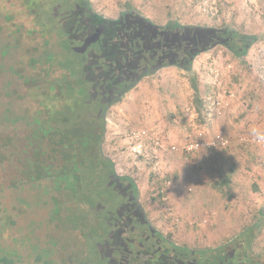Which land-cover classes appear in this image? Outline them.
I'll return each instance as SVG.
<instances>
[{
  "label": "rangeland",
  "instance_id": "374dc122",
  "mask_svg": "<svg viewBox=\"0 0 264 264\" xmlns=\"http://www.w3.org/2000/svg\"><path fill=\"white\" fill-rule=\"evenodd\" d=\"M90 1L106 17L117 18L127 2L158 25L174 21L184 26L214 28L235 23L258 38L244 59L235 58L219 46L200 53L194 60L193 69L199 76L204 101L202 114L196 110L195 92L182 70L166 67L145 76L109 112L102 146L104 155L116 164L119 175L136 179L141 200L159 228L176 232V240L190 245L217 246L232 239L264 212V0ZM3 9L11 8L3 5ZM13 17L16 19L7 21L5 14H0V45L4 50L0 58V264H16L17 260L27 263L29 259H38L40 264H61L55 257L60 233L57 239L46 236L53 231L46 225L50 207L32 202L36 197L49 201L48 196L55 195L51 191L54 185L25 184L14 172L28 165L26 150L32 153L37 144L48 150L51 144L46 145L49 138L32 144L35 142L30 132L41 123L49 128L48 117L67 107L66 100L71 105L75 101L67 91L71 84L60 89L61 71L49 72V79L42 72H46V61L51 57L50 36L34 26L32 18L24 12L19 10ZM78 59L77 54L72 55L65 64L72 69V63ZM33 60L37 63L33 64ZM35 81L53 86L52 91H39L31 99L25 98L28 94L25 84ZM44 94L58 101H45ZM46 106L49 108L45 109ZM127 122L133 124L128 126ZM199 135L206 140L226 138L229 145L213 151L169 153L172 145L183 148ZM140 144L144 146L140 148ZM44 158L49 160L51 171L56 168L53 165L61 163L58 153ZM102 169L84 177L79 199L84 197L89 202V197L95 196L93 204L87 203L86 207H94L101 200L107 209L122 203L112 188L94 190L91 185L87 190L88 181L104 184L107 179L104 173L111 168ZM228 174L231 180L226 178ZM67 176L70 179L73 173L67 171ZM222 179L230 180V188L220 191L217 183ZM158 183L167 188L162 197L164 207L148 201L159 194ZM78 232L71 234L85 240L90 264L102 260L96 248L98 238L87 243V237ZM64 243L61 241V248H65ZM256 245L264 250V228ZM19 255L22 258L15 257Z\"/></svg>",
  "mask_w": 264,
  "mask_h": 264
},
{
  "label": "trees",
  "instance_id": "16d2710c",
  "mask_svg": "<svg viewBox=\"0 0 264 264\" xmlns=\"http://www.w3.org/2000/svg\"><path fill=\"white\" fill-rule=\"evenodd\" d=\"M3 5H9L11 9H3ZM123 7L117 18H112L97 12L90 0H0V14H5L7 21L15 20L14 13L18 14L20 10L32 18L34 26L42 33L50 36L48 46L51 57L46 61V72L42 71L47 79L50 76L49 72L61 71V79L58 78L60 89L63 87L66 89V86L71 84L67 91L74 99V104L71 105V102L67 103L66 100L67 107L64 106L61 112L58 111V115L48 117L49 130L45 129L42 123L37 129L46 132L43 137L49 138L46 145L51 143L49 148L54 153L62 151L66 163H69V160L74 161L76 156L72 158L71 155L80 152L87 154V158H82L80 164L87 163L85 164L87 167L93 166L90 169H85L86 166L83 169L75 167L72 173L76 175L70 179L67 178L65 170L54 177L50 175L49 169L42 166L48 163L39 159V155L43 153H36L38 165L36 172L39 173L36 178L29 179L30 181L25 184L33 181L49 182L54 185L51 186V191L55 195L48 196L49 201L47 199L42 201L41 197H36L32 202L34 205L44 207L48 204L50 210L47 220L55 219V224L58 223L57 219L63 208L72 206L73 203L96 212L115 213L128 210L146 216L136 179L128 175L118 177L115 171L116 164L103 153L102 146L107 131L105 118H108L112 108L121 103L145 76L156 74L166 67H177L189 79L195 92L196 110L202 114L204 101L201 97L199 76L193 69L197 56L221 46L235 58L244 59L258 41L257 37L248 34L235 23L214 28L184 26L174 21L158 25L131 4L126 2ZM3 51L0 45V58L4 55ZM76 54L79 59L72 63V70L65 62H70V57ZM35 62L37 63V60L32 61L33 64ZM42 83L35 81L25 84L28 88V99L36 92L52 91L53 86ZM72 91L76 92L71 93ZM45 96L46 98L49 96L45 101H58V98L49 94ZM47 108L49 107L46 106L45 109ZM84 109L87 110V114ZM81 118L82 121L79 120ZM199 140V137H195L194 141ZM38 148L43 147L39 144ZM69 154L70 159L67 160ZM104 166L111 168L109 172L104 173V178H107L104 184H98L96 180L88 181L87 190L91 189V185L94 190L114 188L122 195L121 198H124L123 205L121 203L118 207V204H115L111 209H107L101 202L94 207H86L87 203L93 204L95 196L89 197V202L84 201V197L79 199V192L84 190V177L103 170ZM90 172L92 173L89 174ZM229 174L226 178L231 180ZM229 179H222L217 183L220 191L225 187L230 188ZM157 188L159 192L157 197H150L148 201L164 207L166 205L162 197L167 188L160 183ZM139 214H136L137 220L134 225L137 227L141 226L138 224ZM253 219V222L245 225L232 239L217 246L181 243L175 239L176 232L158 234L150 222H146V226L153 230L150 235L152 237L130 242L127 241L125 228L122 229L123 226H120L117 231L121 237L110 254L131 264L134 261H141V264H264V250L256 245L264 228V212ZM114 234L115 232L107 240L104 254L113 247L112 239L116 236Z\"/></svg>",
  "mask_w": 264,
  "mask_h": 264
},
{
  "label": "flooded vegetation",
  "instance_id": "af4514ba",
  "mask_svg": "<svg viewBox=\"0 0 264 264\" xmlns=\"http://www.w3.org/2000/svg\"><path fill=\"white\" fill-rule=\"evenodd\" d=\"M28 94L26 93L24 97L26 98ZM9 104H13L12 102H9ZM105 121L107 122V118H105ZM39 127V126H38ZM37 127V128H38ZM48 129L49 128H45ZM20 131V128H19ZM22 132L19 134L21 135ZM18 134V131H17ZM31 138H33V141L35 143L32 144H37L38 140L43 139V137L46 135V132H42L41 129H34V131L30 132ZM71 136V135H69ZM37 138V139H35ZM39 144L34 146L32 153H29V149L27 151V155L29 156L27 159L28 165L22 166L21 169L22 171L17 169L14 173H17L19 178L22 179V181L29 182L33 180L32 178H36L39 172H36V153L39 152L38 147ZM57 150V149H56ZM20 152L23 153V148L20 149ZM52 149L48 148L47 149H42V155L40 156L42 161L46 160L48 163L42 164V166L46 167L47 169L50 170V164L49 160L47 158H44V156H47V154H52ZM60 158H61V163L57 164L56 166L53 165L52 171L50 172L51 176L56 177L62 170L71 171L76 168L78 169H83V166L80 164L81 159H86L87 154H73L71 155L72 158L76 156V159L74 161L69 160L70 159V154L69 157L66 159L69 160V163H65L63 160L64 158L62 157L61 152L57 151ZM40 153V152H39ZM23 156L22 154L18 155ZM89 156V155H88ZM44 158V159H43ZM23 161V160H22ZM36 164V165H35ZM87 164V163H85ZM93 168L92 165L89 167H85V169H90ZM56 169V170H55ZM58 169V170H57ZM31 170L33 172L31 173ZM115 171L117 173L118 177H125L126 175H119L116 168ZM59 172V173H58ZM61 174V173H60ZM76 175L73 173V176ZM129 176V175H128ZM24 178V179H23ZM53 181V180H52ZM60 181V180H58ZM33 181H31L32 183ZM62 182V181H61ZM11 183V182H10ZM12 185H10V188ZM114 192H117L114 188H112ZM119 194V192H117ZM124 194V191H122ZM122 197V195H120ZM122 199V198H121ZM102 202V200H101ZM100 202V203H101ZM122 205L124 202V198L122 199ZM103 203V202H102ZM141 205L143 206V209L145 210V215L136 213V212H130V211H122V212H115L113 211H91L88 212L86 208H82L78 206L76 203H74L72 206L69 205V207H64L63 211L59 213V218L58 223H54L56 220H47L46 225L49 227L53 228V231L48 232L46 234L47 238L48 236H53L55 239H57V233L59 232L61 235V240H57L58 242V248L55 250V257L61 264H90V261L88 259V252L84 248V243L85 240L81 239L79 236H76L74 234H71L72 231L79 230L78 233H81L87 237V243L91 242L93 239L98 238V242L96 244V248L98 252H101V259L98 260L95 264H131L129 262L126 263L124 262L123 259H116L112 254H110V251L116 246V242L120 239L121 235H119L120 232L117 231V229L121 226L122 229L125 228V235L127 234V241L130 242H136L139 241L141 238H151L150 235L153 232V230L150 229V227L146 226V222H150L156 230L159 232L158 234L166 235L168 232L162 228H159L156 225L155 220L152 219L150 211L146 208V206L141 202ZM28 206V204H27ZM67 206V205H65ZM29 207V206H28ZM118 207H120V202L118 203ZM69 209H72V211H69ZM136 214H139L138 224H141L140 227L134 226L135 222L137 220ZM58 224V225H57ZM111 227V228H110ZM50 228V229H52ZM78 228V229H77ZM41 232V230H40ZM115 232L114 238L112 239V248L108 250V253L104 254V248L106 246V242L109 239L110 235ZM119 235V236H117ZM44 237V235H43ZM92 237L91 239H89ZM39 238V237H38ZM41 238V236H40ZM80 240V241H79ZM61 241H64L65 243L63 246L65 248H61ZM69 242V243H67ZM48 248L50 249V241L48 242ZM118 249V248H117ZM116 251H114L115 253ZM30 262L24 263V264H40L38 259L36 260H31L29 259ZM133 264H141V261H134Z\"/></svg>",
  "mask_w": 264,
  "mask_h": 264
},
{
  "label": "built area",
  "instance_id": "2783aa9c",
  "mask_svg": "<svg viewBox=\"0 0 264 264\" xmlns=\"http://www.w3.org/2000/svg\"><path fill=\"white\" fill-rule=\"evenodd\" d=\"M135 138L139 139L137 135L135 136ZM199 138H200L199 141H190L187 144H185L183 148H179L177 145H172L168 151L170 154L174 151L179 152L180 150H182L183 153H195L200 151L222 149V148H226L229 145V141L226 138L206 140V138H204L202 135H199ZM139 146L140 148H142L144 145L140 144ZM157 146L160 147L161 144Z\"/></svg>",
  "mask_w": 264,
  "mask_h": 264
},
{
  "label": "crops",
  "instance_id": "0c3cea01",
  "mask_svg": "<svg viewBox=\"0 0 264 264\" xmlns=\"http://www.w3.org/2000/svg\"><path fill=\"white\" fill-rule=\"evenodd\" d=\"M121 103H122V102H121ZM127 119H129V117H126V120H127ZM123 123H124V122H123ZM131 124H133V123H128V122H127V125H128V126H130ZM120 126H123V125H120ZM186 126H188V125H186ZM123 128H124V127H123ZM130 128H131V127H130ZM131 129H132V128H131ZM133 129L136 130V128H133ZM135 130H134V131H135ZM141 199H142V195H141ZM19 251H20V250H19ZM15 257H16V258H22L21 255H19V256H15ZM20 262H21V261H18V260H17V263H16V264H24V263H20Z\"/></svg>",
  "mask_w": 264,
  "mask_h": 264
},
{
  "label": "clouds",
  "instance_id": "9594fccd",
  "mask_svg": "<svg viewBox=\"0 0 264 264\" xmlns=\"http://www.w3.org/2000/svg\"><path fill=\"white\" fill-rule=\"evenodd\" d=\"M258 138H261V137L258 136Z\"/></svg>",
  "mask_w": 264,
  "mask_h": 264
}]
</instances>
